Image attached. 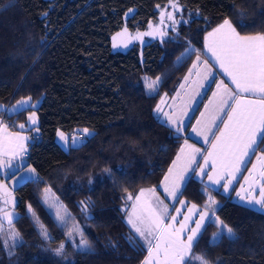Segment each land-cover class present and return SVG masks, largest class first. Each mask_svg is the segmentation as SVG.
Listing matches in <instances>:
<instances>
[{"label":"trees","instance_id":"1","mask_svg":"<svg viewBox=\"0 0 264 264\" xmlns=\"http://www.w3.org/2000/svg\"><path fill=\"white\" fill-rule=\"evenodd\" d=\"M168 2L0 0V103L21 96L39 101L38 129L26 157L38 177L14 188L13 228L20 239L15 248L9 240L4 247L6 237L0 235V264H141L145 258L146 249L128 240L133 234L124 220L126 197L159 183L183 138L158 118L156 104L173 92L196 53L203 54L204 35L212 26L227 18L240 33L264 32V0H176L189 18L171 35L148 40L141 55L138 43L125 51L112 49L113 33L123 26L144 30L157 19L156 7ZM189 45L195 52L182 57ZM145 77L160 78L157 93L149 94ZM27 111L3 119L15 128ZM80 127L92 133L78 145L64 148L56 141L58 129ZM202 185L191 174L180 197L202 205ZM45 189L51 190L47 203ZM209 192L220 202L216 215L237 238L213 243L217 228L209 226L192 254L209 264H264V211L220 189ZM54 198L67 209L65 225L49 207ZM81 201H91L87 211ZM68 219L81 226L91 252L70 242ZM61 243L65 255L57 256Z\"/></svg>","mask_w":264,"mask_h":264},{"label":"snow or ice","instance_id":"2","mask_svg":"<svg viewBox=\"0 0 264 264\" xmlns=\"http://www.w3.org/2000/svg\"><path fill=\"white\" fill-rule=\"evenodd\" d=\"M169 4L174 11L180 10L176 0H169ZM164 18L165 12L162 11L161 23ZM167 19L172 22L173 31H175L178 21L172 11L167 12ZM149 27L153 28L151 24ZM124 33H127V29ZM156 34L161 37L166 35L157 27L151 32L138 33L137 38ZM204 51L211 55L215 61L214 66L219 67L223 75L231 82L232 87H229L224 80L216 83L217 91L213 92V99L206 106L207 114L201 113V116L205 118L204 122L197 121V124L202 126L192 129L198 136L203 137L205 143L210 144V150L203 153L200 148L188 144L185 140L160 186L166 198H171L183 208L185 202L179 199L182 195L180 188L188 172H195L202 178L207 176L210 185H217L228 192L232 189L234 182L239 183L238 176L242 171H247L248 175L243 177L244 183L240 184V191H237L236 195L246 205L259 206V209L264 210V154L256 155L260 150V145L264 144V33L242 35L231 21L225 18L220 25L205 36ZM194 52L195 49L189 45L185 53H182V57ZM200 64H203L206 69L203 79H207L211 75V68L208 66V61H201L200 54L196 53V62L193 63L192 69L197 70L195 75L198 77L201 76L198 69ZM192 69L189 70V75H192ZM187 79L188 77H185V80ZM145 81L149 94L158 92L159 77L151 81L145 77ZM212 83H215V80ZM30 100L31 97L22 99L12 109L5 111L16 114L22 113L26 108H35L36 105L30 104ZM164 102L162 98L161 104ZM155 111L161 113L163 109L157 105ZM163 115L167 117L168 125L175 129L177 135L183 131L181 115H186V113L177 115L173 111L171 114L163 112ZM27 120L29 124L36 125L35 112L29 115ZM18 127L23 130L26 124L20 123ZM8 128L9 125L0 121V155H10L12 158L19 155L22 159V154L26 151L24 141L29 138L16 132H10ZM213 128L216 131H213ZM84 131L88 133L87 129ZM58 135L67 143L63 132H58ZM210 135L212 136L211 141H209ZM197 156L203 160L202 164L198 162ZM251 156H256L257 163L253 164L249 170L247 164L250 163ZM3 166L13 167L10 160ZM30 171L35 172L34 169ZM0 190L5 193L4 197H0L4 205L0 207V214H2L0 215V235L6 237L4 247H9L7 241L10 239L13 241L11 248H15L16 241L20 239V233L13 228L15 219L13 213L7 210L10 199L7 196L6 186L0 184ZM50 191V189H45L46 203L48 202L47 194ZM126 199L133 201L127 222L136 234L135 236L129 235L128 240L134 246L146 248L147 256L143 264H192L193 261H198L199 264H209L203 256L192 254L194 246L199 242L198 238L209 226L217 228V231L213 233V243L225 236L232 240L237 238L233 229L216 215L218 206L211 195L208 196V202L203 206V211L198 212L197 205L192 204L187 210L188 214L184 215L182 220L178 219L181 215V208H175L176 215H170L169 205L157 195L156 188L140 189L135 197L129 193ZM81 203L84 204L83 210L87 211L91 201L88 204L83 201ZM49 207H56V204H50ZM62 207L60 205L57 208L56 219L61 225H65L68 213L67 209H64L65 215H61L60 208ZM29 211H32L31 205H29ZM197 214L199 218L193 220V216ZM32 217L39 225L41 235L48 238L47 230L39 223V218L34 212ZM5 222L8 225L7 233L4 230ZM191 224H194V227H190ZM74 233L80 237L78 245L73 240L77 250L83 253L91 252L93 250L91 243L77 225H73L67 235L72 239ZM64 249L65 245L61 243L55 249V254L64 256Z\"/></svg>","mask_w":264,"mask_h":264},{"label":"crops","instance_id":"3","mask_svg":"<svg viewBox=\"0 0 264 264\" xmlns=\"http://www.w3.org/2000/svg\"><path fill=\"white\" fill-rule=\"evenodd\" d=\"M179 8H180V12H181V6L180 5H179ZM222 22L212 26L209 30H207V32L204 35V38H205V36H207V34L209 32L213 31V29H215ZM232 25H233V23H232ZM260 33H264V32H260ZM241 34L242 35H250V34H256V33H248V34L241 33ZM200 59H201V61H204V60L208 61V66L211 68V75L208 76L207 79H203V76L205 75V72H206V69L204 68L203 64L198 65V69L201 73V76L198 77L195 75V72L197 70L192 69L193 63L196 62V56H195L194 59L192 60V62L190 63L187 71L181 76V78L178 81L173 92L170 94L164 93L160 97L158 103L155 106V109H156L157 105H160V107L163 109V112H167L169 114H171L173 111H175L177 115H181L182 113H186V115H181V119L183 121V131L180 134L183 135V138H182V141H181L173 159L171 160L169 166L165 170V173L163 174L159 183L157 185H154V186H145V187L140 188V189L156 188L157 195H159L160 198L162 200H164V203L169 205V213L171 212L172 214H174V212H175L174 209L178 208L180 206V204L174 202L171 198H166V194L164 193L163 188L160 186L161 181L163 180V177L168 173L169 167L172 166V162L175 160L180 148L184 145L185 140H187L188 144H191L194 147L200 148L203 153H206V151L210 150V144L205 143L203 137L198 136L195 132L192 131V129L193 128H200L202 126V125H198L197 121H201L202 123L204 122L205 118L201 116V113H206V106H208L209 101L211 99H213V92L217 91L216 83H219L220 80H224V82L226 84H228L229 87H232L231 82L228 80L227 77H225L223 75V73L220 71L219 67L214 66L215 61L211 58V55L205 53V51H204V39H203V54L200 55ZM190 69H192V75H189ZM185 77H188V79L185 80ZM213 80H215V83H212ZM182 85H183V87H182ZM29 97L30 96H21V97H18L17 99H15L11 102H8V103H0V121H3L4 124L8 125L6 120L3 119V114L11 115V113L8 111H5V110L12 109L14 106L17 105L18 101H20L22 99H28ZM162 98H164V100H165V102L163 104H161ZM38 103H39V101L33 100L31 98L30 104H35L36 107L35 108H26V109H28V111H27L24 119L19 120L17 122L15 128H11L10 126L8 128V130L10 132H16L22 136L29 138L28 140L24 141V146L26 149L25 152H27L28 145L32 139V133L36 134V132H37L36 130L38 129L39 116H38L37 111H36ZM33 112H35V115L37 118V124L36 125L29 124V122L27 120V117L29 115H31ZM163 112L157 113L155 111L158 118L162 122H164L165 124L168 125L167 117H165L163 115ZM20 123H25L26 128L21 130L18 127V125ZM217 123H219V121H217ZM171 128L173 130H175L173 127H171ZM213 131H216V129L213 128ZM211 140H212V136L210 135L209 141H211ZM70 146H72V145H70ZM25 152L22 154V156H23L22 159H21V156H19V155L16 156L15 158H12L10 155L9 156L0 155V184H4L7 188V196L10 199V203L7 205V210L9 212L13 213L14 217L17 216V210L15 208L16 199H15V195L13 192L14 188L18 184H20L21 182H23L27 179H32V178L38 177V173H37L36 169L31 164L28 163L27 159H24L25 158L24 157ZM261 154H264V150L262 149V144L260 145V150L257 151L256 155H261ZM9 160L11 161V165L13 167L9 168V167L3 166ZM197 160L199 163H201V164L203 163V160L201 159L200 156H197ZM255 163H257L256 156H251L250 157V163L247 164V168L250 170L252 168V165ZM30 169H34L35 172H31ZM10 173H11V175H9ZM191 174H193V176L196 179H198L199 181H201L203 183L202 188L206 194V200L204 201V203L201 206L195 202L188 201L185 197H179V199L184 201L185 204H184V207L181 209V215L178 217V219L182 220V215H184L186 213L187 208H189L192 204L197 205L198 212L203 211V206L208 201V196L211 195L207 192V190L210 188L220 189L226 196H230L233 199H235L236 201L245 204V202L239 200V198L236 195V192L240 191V184L244 183L243 177L248 175L247 171H242V173L238 176L239 183L234 182L232 185V189H234V190L230 189L228 192H225L223 188H220L217 185H210L208 183L207 176H204L202 178L199 175H197L195 172H188L186 174L184 183L186 182V180L188 179V177ZM21 177H23V179H21ZM184 183H182L180 191H181ZM221 183H223V181H221ZM140 189H139V191H140ZM139 191L132 196L135 197L136 195H138ZM4 196H5V193L2 190H0V197H4ZM212 198L216 201L217 206H219L220 202L217 199H215L213 196H212ZM128 201H129V202H127L128 205L126 206V209H125L124 220H125L126 224L128 225L129 229L131 230L132 234L135 236L136 234L132 231L131 225H129L127 222L128 221V213L131 212V205L133 203V201H130V200H128ZM3 206H4L3 200L0 199V207H3ZM254 208L259 209V206H255ZM259 210H261V209H259ZM0 215H2V214H0ZM195 218L198 219V214L195 216ZM196 219H194V220H196ZM5 223L7 224V222H5ZM190 226L193 227L194 224H191ZM146 256H147V254H146ZM141 264H142V262H141Z\"/></svg>","mask_w":264,"mask_h":264},{"label":"rangeland","instance_id":"4","mask_svg":"<svg viewBox=\"0 0 264 264\" xmlns=\"http://www.w3.org/2000/svg\"><path fill=\"white\" fill-rule=\"evenodd\" d=\"M156 8H157V12H158L157 19L154 20V21H150L147 24V27L144 30H141V31H130L126 26H123L121 29H119L118 31H116L115 33H113L112 36H111V47H112V49L114 51H116V50L125 51L129 47H131L133 44L138 43L139 44V47H140V51L139 52H140V55H141L142 46L148 40L153 39V38L164 39V38L168 37L169 35H171L170 33H171V31H173V25H172V22L167 19V12L172 11L173 14H174V16H175V18H176V20L178 21V23L175 25V30H176L177 26L181 22H186L187 21V17L188 16H185L182 12H180V10L178 12L174 11L171 8L169 2L166 3V4H164V5H162V6H157ZM162 11L165 12V18H164L163 23H161V12ZM129 13H131V10L129 12H127V14H129ZM150 24L153 26V28H157L158 27L161 31L165 32L166 35L163 36V37H161L159 34H156V35H143V36L137 38V34L138 33H146V32H151L153 30V28H150L149 27ZM125 29H127V33H124V30ZM118 34H122V35H118ZM114 44L116 45L115 47L113 46ZM85 129L88 130V133L87 134L84 131ZM58 132H63L64 133L65 137L67 138V143H65V141H63V140L60 139V137L58 135ZM91 132H92V130L90 128H87V127L76 128L72 132H66V131H63V130L58 129L56 131L55 138H56V141L59 144H61L64 148H67L70 145H77L79 142L81 143V141H83L87 136H89V134ZM74 139H75V143H73V140ZM24 159H26V158H24ZM207 192L209 194H211L209 192V189L207 190ZM127 202H129V201H127ZM51 204H56V207H54V211H55L54 213L56 214L57 213V208L60 207V203H58L57 199L54 198V203H51ZM127 205H128V203L125 204V206H127ZM178 208H181V205ZM187 210H188V208H187ZM187 210H186V213L184 215H187L188 214L187 213ZM60 214L61 215H65L64 208L63 207L60 208ZM170 215H176V213L174 212V214H172L170 212ZM184 215H182V219H183V216ZM195 216L196 215L193 216V220L196 219ZM198 218H199V216H198ZM73 225H77L80 228V230H81V226L76 221H74L73 219H68L67 233H68V231L72 230ZM68 239L70 240V242L72 244H73V240H74L76 245H78L79 244V241H80V237L78 235H76L75 233H74V236H73L72 239H70L69 237H68ZM9 241L13 242L10 239H9ZM143 261H142V264H143ZM195 263L199 264L198 261H195Z\"/></svg>","mask_w":264,"mask_h":264},{"label":"built area","instance_id":"5","mask_svg":"<svg viewBox=\"0 0 264 264\" xmlns=\"http://www.w3.org/2000/svg\"><path fill=\"white\" fill-rule=\"evenodd\" d=\"M3 116H4V114H3ZM24 157H25V158L27 157V152H25Z\"/></svg>","mask_w":264,"mask_h":264}]
</instances>
